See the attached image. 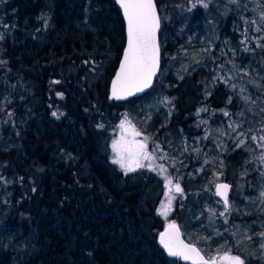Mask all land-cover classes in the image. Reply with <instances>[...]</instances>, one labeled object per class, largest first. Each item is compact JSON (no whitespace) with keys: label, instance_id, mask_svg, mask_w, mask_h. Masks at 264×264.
<instances>
[{"label":"trees","instance_id":"obj_1","mask_svg":"<svg viewBox=\"0 0 264 264\" xmlns=\"http://www.w3.org/2000/svg\"><path fill=\"white\" fill-rule=\"evenodd\" d=\"M156 3L160 77L119 103L115 0H0V264H188L158 244L162 177L111 162L123 116L179 184L185 239L212 262L264 264V0Z\"/></svg>","mask_w":264,"mask_h":264},{"label":"snow or ice","instance_id":"obj_2","mask_svg":"<svg viewBox=\"0 0 264 264\" xmlns=\"http://www.w3.org/2000/svg\"><path fill=\"white\" fill-rule=\"evenodd\" d=\"M123 9L124 16L127 20L128 47L124 52V59L121 63L120 72L117 74L116 80L112 86V96L115 99H122L125 95H132L134 92L142 91L151 83L152 76L155 74L159 61V46L156 42V31L159 28V18L156 14V8L153 0H117ZM207 7V4L204 5ZM261 20L264 21V14L261 15ZM255 23V21H253ZM258 27L256 31H260ZM55 116L56 113L54 112ZM227 115V113H225ZM123 126V125H122ZM264 132V129H261ZM138 135V133H136ZM253 141L257 140L256 136H252ZM259 140L264 142V135L259 137ZM243 144V141L240 142ZM114 150L117 146L113 145ZM145 145L140 144L138 151L135 153L134 164H126L121 151L117 150V155L120 159H115L113 163H118L122 168L128 171L134 170L135 167H143L142 159L151 160L146 152ZM264 160V156L261 157ZM169 179L166 187L171 185ZM227 190V185L218 186L219 189ZM177 192L181 191L179 185H175ZM264 195V194H262ZM225 206L227 208V197ZM171 197H169V201ZM166 214V213H164ZM223 215V213H221ZM169 230L162 233L160 236L161 245L168 251L170 256H180L184 259H192L193 264H209L200 256L195 248H190L187 245L180 246L177 244L175 234L178 231L175 224L169 225ZM264 235V234H262ZM228 264H244L239 256L225 257Z\"/></svg>","mask_w":264,"mask_h":264},{"label":"rangeland","instance_id":"obj_3","mask_svg":"<svg viewBox=\"0 0 264 264\" xmlns=\"http://www.w3.org/2000/svg\"><path fill=\"white\" fill-rule=\"evenodd\" d=\"M210 3L211 0H190V7H205V4H207L208 7L210 6ZM136 133H138V135H136ZM114 144L117 146L116 150L113 148ZM140 144L145 145L144 152L152 157L151 160H141V163L144 165L143 167H135L134 170L128 171L125 168H122L120 164L113 163L115 159H120L121 156H123L124 162L126 164H134L135 153L138 151V146ZM156 147L157 145L152 143V140L149 137L143 135L129 117L123 116L117 123L116 134L112 139L111 162L125 174L148 169L157 172L162 177L165 183V191L158 209V214L165 221V227L167 228L170 224L176 225V223L172 220V213L175 210L177 203L182 199L183 192L182 190L179 192L175 190V185L178 183L174 181L171 172L166 167V165L160 163L158 160L154 149ZM117 150L121 151V156L117 155ZM169 179L172 183L166 187ZM169 197H171L170 201Z\"/></svg>","mask_w":264,"mask_h":264},{"label":"water","instance_id":"obj_4","mask_svg":"<svg viewBox=\"0 0 264 264\" xmlns=\"http://www.w3.org/2000/svg\"><path fill=\"white\" fill-rule=\"evenodd\" d=\"M115 2L117 3V5H118L119 8H120V10H121V12H122V15H123V18H124V21H125V24H126V35H127V41H126V47H125V50H126L127 47H128L127 20H126V18H125V16H124L123 9L121 8L120 4L117 2V0H115ZM153 2H154V4H155L156 14H157V16H158V18H159V28L157 29L156 34H155V35H156V42H157V44H158V46H159V61H158V66H157V68H156L155 74L152 76V79H151V83H150V85H149L148 87H145L142 91L134 92L132 95H125L124 98H122V99H115V98H113V96H112V86H113V82L116 80L117 74L120 72L121 63L123 62V59H124V53H123V56H122L121 62H120L119 67H118V69H117V72H116L115 76L113 77V79H112V81H111V84H110V98H111L113 101H116V102H119V103H123V102H127V101H129L130 99H138V98H142L143 96L149 94V93L153 90V88H154L156 82L158 81V79H159V77H160L161 70H162V51H161V46H160V32H161L162 22H161V16H160V12H159V9H158V6H157V3H156V0H153ZM125 50H124V52H125ZM219 185H227V186H228L227 190H224L223 188H220V189H219V192H220V193H223V195L218 194V186H219ZM230 194H231V185H230L229 183L221 182V183H218V184L216 185V187H215V195H216V197H217L218 199L221 200V202H222L224 205H225V199H224V197L226 196V197H227V201H228L227 207H229ZM225 207H226V206H225ZM176 228H177V230H178V231L176 232V234H175V238H176L177 244L180 245V246L187 245V246L190 247V248H195V249L199 252L200 256L203 257V259H204L205 261H209V260L205 257V255L200 251V249H199L198 247H196L195 245L189 243V242L185 239V237H184V235H183V232H182L180 226L176 224ZM166 231H170V230H169V227L165 228V229L163 230L162 233H165ZM162 233H161V234H162ZM161 234L159 235L158 244H159L160 248L165 252V254H166L168 257H170V258H180V259H181L183 262H185V263L193 264V260H192V259H184V258H182V257H180V256H170V255L168 254V251H167V250L161 245V243H160V236H161ZM225 257H235V256H233V255L222 256L219 260H216V261H213V262H212V261H209V264H212V263H213V264H217V263H220V262H223V263L228 264V261L225 259ZM239 257H240V256H239ZM240 258L242 259V257H240ZM242 260H243V259H242ZM243 262H244V260H243ZM197 264H199V262H197Z\"/></svg>","mask_w":264,"mask_h":264}]
</instances>
